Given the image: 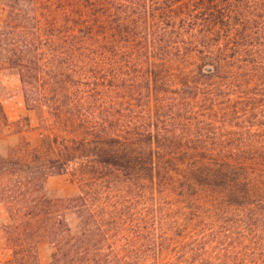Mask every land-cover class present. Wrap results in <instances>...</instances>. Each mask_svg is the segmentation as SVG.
Returning <instances> with one entry per match:
<instances>
[{"label":"rangeland","instance_id":"obj_1","mask_svg":"<svg viewBox=\"0 0 264 264\" xmlns=\"http://www.w3.org/2000/svg\"><path fill=\"white\" fill-rule=\"evenodd\" d=\"M9 1L0 0V20L9 12L10 8L7 5ZM91 1L22 0L25 6L37 5L39 10L37 15L45 31L48 24L50 26L49 17L53 15V21L58 26L57 31L54 36L49 34L52 32L50 30L40 34V52L32 54L31 62L27 63L28 67H21L0 53V101L8 117V121L5 122L0 115V153L15 159L26 158L30 148L39 147L42 140L50 136L55 139L51 154L59 157L62 148L65 152V144H71L66 150L69 151L67 155L76 158L67 163L64 172L51 173L43 181L42 191L54 199H68L65 207L57 210V213L62 215L67 226H71L73 233L80 232L81 206H77L70 199L77 196L82 187L89 190L87 183L97 181L94 178L96 175H86L81 171L80 157H83L81 154L89 150L88 148L83 152L82 139L83 137L86 139L95 130L104 132L106 128L113 131L117 117L118 119L121 117L120 111L122 110L124 114L122 118L127 119L132 112L129 110L132 106L141 110L153 108L156 114L157 111L161 112L165 120L166 115L174 113L173 122L183 121L178 127L190 128L189 133L192 131L195 134L198 131L206 133L209 131L202 127L211 129L219 127L221 145L224 147L229 145L231 149L235 146L244 147L250 157L248 161L256 173H264V156L261 155L264 153V0L235 1L247 7V14L251 19L246 26L240 28V34L232 38L234 41L237 39L234 48H229L228 41L225 40L228 32L221 37L225 42L221 47L216 46L220 40H214L220 38V35L205 38L198 32L200 35L198 41L195 36H186L190 37L187 44H176L179 39L173 36L172 39L166 38L165 46H161L162 41L157 38L160 48L156 52L154 34H151L154 33L151 14L147 13L145 20L140 21L137 25L138 34L129 40L127 35L115 34L114 31L117 18H112L110 11L115 8L119 10L120 6H116L117 4L110 0H99V5H92ZM130 1L125 3L131 6L134 0ZM138 1L146 5V0ZM140 4L137 3V6L141 7ZM76 5H81L86 11L87 14L83 12V15L87 19L95 18L94 34L90 32L91 28L81 30L83 20L78 10L74 8ZM201 27L202 31L204 28ZM147 38L151 42L150 46L143 44ZM142 45L145 50L140 54L138 51ZM31 47L34 51L36 45ZM209 47H213L212 53L205 56ZM120 49H125V52ZM133 53L137 57L136 61ZM155 53L162 61V71L174 78L176 83H180L177 85L178 89L183 87L186 91L176 92L177 88L164 84L157 87L148 77V73L151 74V68L155 65H153L157 58ZM134 79H139L140 82L137 84ZM189 80L192 81L191 87L181 84ZM260 86L263 87L259 90ZM156 90L160 94L156 95ZM252 90L257 92L255 103L261 109L259 116L254 117V114L258 113L256 110L247 121L236 119L232 121L227 111L229 95H233L235 100H242L240 106L247 107V102L252 101L250 96ZM203 117L206 120L212 119L211 125L200 122L199 119ZM81 122L88 123V130L85 127L87 125ZM21 147H24L26 152L20 149ZM24 155L26 156L23 157ZM21 178L25 183L37 181L36 175L29 172ZM120 179L125 181L117 180L113 176L100 179L97 191L92 194L90 201L93 205H99L100 210L104 209L106 219L120 220L122 216L121 219L124 221V213H127L126 221L140 217L142 225L149 227L150 216L155 214L161 216L160 209L165 205L163 197L166 196L150 183L128 185V178L125 175ZM16 183L17 176L9 177L8 194L6 193V197L0 195V264H51L53 254L57 250L53 236L44 232L42 236L26 238V251L19 253L22 249L19 237L10 234L7 229L11 222L9 200L14 192L11 187H16ZM114 200L126 202V205L123 209H116ZM220 207L231 212L228 218L233 219L236 225L230 226L218 220L216 225L219 236L216 240L213 239L212 249L220 250L225 243L235 242L240 244L242 251H247L246 258L253 260L262 256L264 258L262 238L264 219L260 221L253 219L254 212L264 214V203L258 200L252 206H243L232 200L221 204ZM21 213L24 214V211ZM206 217L211 219L209 214ZM240 217L247 219V224H238ZM210 224L212 227V220ZM243 225H246L248 230L242 235ZM226 227H231V237L227 235L229 233H225ZM193 230L194 224H191L189 231L192 233ZM151 232L139 237V243L151 239L155 244L153 263H163V260L173 253L168 247L172 241L167 247H162L161 231ZM182 233L184 232L181 228L176 234L177 240L184 238ZM148 235L151 236L149 239L145 237ZM245 237H250L253 241ZM185 250L181 247V255ZM255 250L258 255L253 254ZM62 263L81 262L68 257Z\"/></svg>","mask_w":264,"mask_h":264},{"label":"trees","instance_id":"obj_2","mask_svg":"<svg viewBox=\"0 0 264 264\" xmlns=\"http://www.w3.org/2000/svg\"><path fill=\"white\" fill-rule=\"evenodd\" d=\"M98 1L93 0L91 4L99 5ZM110 1L120 6L119 10L115 8L110 11L111 17L117 18L115 34H125L129 40L138 34L137 25L140 21L145 20L147 13L151 14L154 52L160 48L157 38L162 41L161 46H165L166 38L172 39L173 36L179 39L176 44H187L190 37L186 36H195L198 41L200 37L198 32L205 38L220 35V38H214L216 41L220 40L216 45L218 47L224 45V39L221 37L228 32L225 40L228 41L229 48H234L237 39L234 41L232 38L238 36L240 28L246 26L251 19L247 14V7L237 4L236 0H146V5L134 0L131 6L125 3L131 2L130 0ZM137 3L141 7H138ZM7 5L10 8L9 12L0 20V53L6 59L20 64L21 67H28L27 63L31 62L32 54L40 52V34L50 30L52 32L49 34L54 36L58 26L51 15L50 26L48 24L45 31L37 15V11L39 12L37 5L28 7L22 3V0H10ZM74 8L78 10L83 20L81 30L91 28L90 32L94 34L95 18L87 19L83 15L86 11L81 5H76ZM201 26L204 28L202 31ZM157 27H159L158 32ZM86 32L88 34V31ZM140 38L143 39L141 35ZM143 44L150 46L149 38ZM33 45H36L34 51L31 47ZM203 46L206 47L204 44ZM212 48L209 47L205 56L212 53ZM120 50L125 52V49ZM144 50L145 47L142 45L138 52L143 54ZM151 51L152 49L149 51L150 55ZM133 58L136 61L137 57L134 53ZM149 64L152 67V63ZM153 65L148 77L157 87L164 84L177 88L176 92L186 91L183 87L178 89L177 85L180 83H176L174 78L162 71L159 55L153 61ZM23 79L26 82L24 73ZM134 82L138 84L140 80L134 79ZM191 83L190 80L181 82L188 87H191ZM262 87L260 86L259 90ZM151 92L153 94V89ZM156 92V95L160 94L157 90ZM250 93L252 101H246L247 107L240 106L243 101L235 100L233 95H229L227 111L232 121L235 119L247 121L256 110L258 113L254 114V117L259 116L261 109L255 103L257 92L252 90ZM156 109L158 110V107ZM129 110L132 112L127 119L122 118L124 114L122 110L120 111L121 117L119 119L117 117L113 131L106 128L104 132L95 130L86 139L84 137L82 139L83 152L88 148L89 150L81 154L83 156L80 157L81 171L86 175H96L94 178L97 181L87 183L89 190L82 187L81 192L70 199L77 206H81L79 233H73L71 226H67L62 215L57 213V210L65 207L68 199H54L42 191V183L51 173L64 172L67 163L76 158L67 155L69 151L66 150L71 144H65V152L62 148L59 157L51 154L55 139L50 136L44 138L39 147L30 148L26 158L15 159L0 153V180L2 179L0 195L6 197V193L8 194L9 177L17 176L18 181L16 187H11L14 192L9 200L11 222L7 225V229L10 234L13 233V236L19 237V245L22 246L19 253L26 251V238L35 235L39 237L45 232L53 236L57 245L51 264H67L62 261L68 257L81 262L68 264H264L263 256L256 260L246 258L247 251H242L240 244L235 242L225 243L220 250L212 249L213 239L216 240L219 236L217 221L228 223L230 226L236 225L233 219L228 218L231 212L221 208V204L232 200L243 206H252L258 200L264 203V173H256L255 168L248 161L250 157L244 147L235 146L231 149L229 145L226 147L221 145L219 127L215 129L202 127L209 132L189 133L190 128L178 127L183 121L173 122L174 113L166 115L167 120H165L164 115L158 111L156 114L153 108L141 110L132 106ZM0 115L5 122L8 121L1 101ZM211 120H206L205 117L199 119L206 125H211ZM84 124L88 130V123ZM248 130L253 132L251 129ZM20 149L26 152L24 147ZM261 155L264 156V153ZM28 172L36 175V182L22 181L21 177ZM123 175L128 178V185L150 183L153 188L166 196L163 197L165 205L160 209L161 216L158 217L156 214L150 216L149 227L142 225L140 217L126 221L127 213H124V221L121 219L122 216L120 220L106 219L104 209L100 210L99 205H93L90 201L92 194L97 191L100 179L113 176L117 180L125 181L120 179ZM113 203L116 209H123L126 205V202L122 203L119 200H114ZM21 211H24V214ZM210 213L213 215L211 216ZM207 214L211 219L206 217ZM253 219L263 220L264 214L254 212ZM237 222L247 224V219L240 217ZM191 224H194L192 233L189 231ZM242 227H244L241 233L243 235L248 227L246 225ZM181 228L184 238L177 240L176 234ZM230 228H225V233H229L227 234L229 237L232 236ZM158 230L162 235V247H167L172 241L168 247L173 253L165 258L163 263H153L155 244L148 238L151 237L150 235L145 236L149 239L147 242L139 243L138 239L152 233L151 231L155 233ZM245 238L253 241L250 237ZM180 246L186 249L182 255ZM249 250L251 252V249ZM253 254L258 255L256 250Z\"/></svg>","mask_w":264,"mask_h":264}]
</instances>
